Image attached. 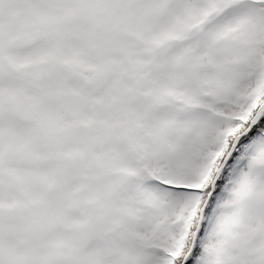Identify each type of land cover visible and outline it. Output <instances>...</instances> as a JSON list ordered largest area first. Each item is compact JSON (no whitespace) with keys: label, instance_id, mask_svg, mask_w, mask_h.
<instances>
[{"label":"snow or ice","instance_id":"1","mask_svg":"<svg viewBox=\"0 0 264 264\" xmlns=\"http://www.w3.org/2000/svg\"><path fill=\"white\" fill-rule=\"evenodd\" d=\"M0 264H264V0H0Z\"/></svg>","mask_w":264,"mask_h":264}]
</instances>
